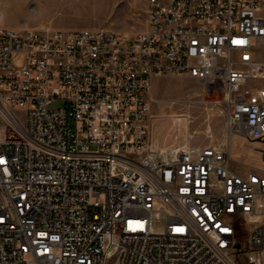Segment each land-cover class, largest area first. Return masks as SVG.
<instances>
[{"label":"built area","instance_id":"2783aa9c","mask_svg":"<svg viewBox=\"0 0 264 264\" xmlns=\"http://www.w3.org/2000/svg\"><path fill=\"white\" fill-rule=\"evenodd\" d=\"M145 21L0 29V264H237L241 224L264 264V169L160 147L147 98L195 78L225 136L264 141V0H147Z\"/></svg>","mask_w":264,"mask_h":264},{"label":"rangeland","instance_id":"374dc122","mask_svg":"<svg viewBox=\"0 0 264 264\" xmlns=\"http://www.w3.org/2000/svg\"><path fill=\"white\" fill-rule=\"evenodd\" d=\"M146 9L147 0H0V29H111L132 35L145 29ZM147 98L150 136L160 147L224 143L233 170L264 169V141L249 140L237 132L225 136L221 108L203 93V85L195 78L154 76ZM247 238L248 230L241 224L237 264H255L248 259Z\"/></svg>","mask_w":264,"mask_h":264},{"label":"water","instance_id":"95a60500","mask_svg":"<svg viewBox=\"0 0 264 264\" xmlns=\"http://www.w3.org/2000/svg\"><path fill=\"white\" fill-rule=\"evenodd\" d=\"M239 247V245L238 244H235V248H238Z\"/></svg>","mask_w":264,"mask_h":264},{"label":"snow or ice","instance_id":"6c2138e0","mask_svg":"<svg viewBox=\"0 0 264 264\" xmlns=\"http://www.w3.org/2000/svg\"><path fill=\"white\" fill-rule=\"evenodd\" d=\"M182 230V229H181ZM225 231H227L226 229H225Z\"/></svg>","mask_w":264,"mask_h":264}]
</instances>
